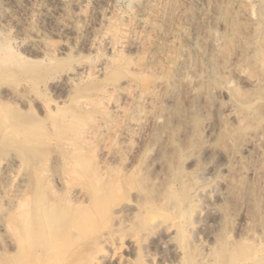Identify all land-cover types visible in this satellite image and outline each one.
Returning a JSON list of instances; mask_svg holds the SVG:
<instances>
[{
    "label": "rangeland",
    "instance_id": "1",
    "mask_svg": "<svg viewBox=\"0 0 264 264\" xmlns=\"http://www.w3.org/2000/svg\"><path fill=\"white\" fill-rule=\"evenodd\" d=\"M0 65V264H264V0H0Z\"/></svg>",
    "mask_w": 264,
    "mask_h": 264
},
{
    "label": "bare ground",
    "instance_id": "2",
    "mask_svg": "<svg viewBox=\"0 0 264 264\" xmlns=\"http://www.w3.org/2000/svg\"><path fill=\"white\" fill-rule=\"evenodd\" d=\"M101 5V4H100ZM27 12V11H26ZM47 14V13H46ZM49 15V14H48ZM46 16V15H45ZM50 16V15H49ZM78 18V17H77ZM42 19V18H41ZM18 20V19H17ZM72 33V32H71ZM35 35V34H34ZM37 37V39H38V33H37V35H36ZM39 37H40V35H39ZM34 38H35V36H34ZM113 40V39H112ZM38 49V48H37ZM16 50V49H15ZM133 52V51H132ZM6 60V59H5ZM132 66V65H131ZM0 68H1V65H0ZM11 68V67H10ZM1 73V72H0ZM26 73V72H25ZM71 73V72H70ZM84 73V72H83ZM23 74V73H22ZM27 74V73H26ZM25 74V75H26ZM66 74V73H65ZM59 75V74H58ZM69 76V75H68ZM57 78V77H56ZM58 79V78H57ZM62 81V80H61ZM80 82V81H79ZM48 84V83H47ZM56 84V83H55ZM58 84V83H57ZM52 85V84H51ZM59 85V84H58ZM59 87V86H58ZM56 88V87H55ZM49 91V90H48ZM7 98V97H6ZM114 106V105H113ZM112 107V106H111ZM115 107V106H114ZM117 111V110H116ZM114 113V112H113ZM118 113V112H117ZM3 123H5V122H3ZM5 167V166H4Z\"/></svg>",
    "mask_w": 264,
    "mask_h": 264
}]
</instances>
